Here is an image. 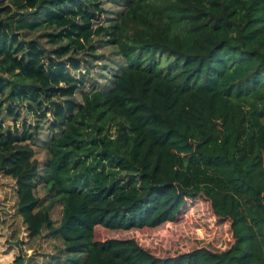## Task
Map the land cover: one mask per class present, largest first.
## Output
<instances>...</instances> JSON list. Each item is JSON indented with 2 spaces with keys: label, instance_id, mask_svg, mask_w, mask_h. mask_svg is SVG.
Masks as SVG:
<instances>
[{
  "label": "trees",
  "instance_id": "trees-1",
  "mask_svg": "<svg viewBox=\"0 0 264 264\" xmlns=\"http://www.w3.org/2000/svg\"><path fill=\"white\" fill-rule=\"evenodd\" d=\"M109 1L125 10L98 26L102 0H0V119L31 101L55 133L41 166L34 134L0 125V176L29 240L62 241L53 264H264V0ZM42 25L57 30L48 52L22 39ZM108 46L118 68L79 101L92 65L67 55ZM198 200L229 225L227 249L161 258L96 238L176 221Z\"/></svg>",
  "mask_w": 264,
  "mask_h": 264
},
{
  "label": "rangeland",
  "instance_id": "rangeland-1",
  "mask_svg": "<svg viewBox=\"0 0 264 264\" xmlns=\"http://www.w3.org/2000/svg\"><path fill=\"white\" fill-rule=\"evenodd\" d=\"M104 12L101 19H97L98 26L106 24L109 19L116 18V13L124 11L126 4L114 5L109 0H102ZM53 27L42 25L37 29L22 31V39L26 41H37L41 44L42 49L46 52L57 46L50 42L49 34L56 33ZM96 45L95 47H97ZM96 56L102 55L103 58L94 59L89 57L84 51L76 53L74 49L67 55L68 57L77 58L81 63L88 60L92 67L88 78L90 81L81 89L77 98L82 100L83 92L91 90L93 82L104 85L106 77H111L118 68L119 60L112 52V47L108 46L99 49ZM68 57L62 59L68 67L73 61ZM72 70V69H70ZM78 77V73L73 72ZM110 85V79L108 83ZM12 115L3 113L0 119V125L3 131L12 132L13 134H23L28 131L34 134V145L36 159L43 166L47 160V146L55 137V133L50 129V116L39 117L41 111L38 110L37 104L31 101L21 103V107H15ZM37 196L43 200L45 206L50 204L51 198L48 192L39 186ZM16 195L15 181L11 178L0 176V264H53L51 259L59 256L58 250L54 247H62V241L54 240L44 236L41 239L30 241L23 220L16 215ZM190 210L176 221L167 222L154 229L131 230V231H111L103 228L97 229V240L107 239H136L144 247L153 250L161 258L178 255L189 252L195 248L206 247L214 251L227 249L230 242L229 225L216 229L213 226L214 216L210 204L202 200L190 203ZM52 219L59 225L63 215V206L57 203L51 211Z\"/></svg>",
  "mask_w": 264,
  "mask_h": 264
},
{
  "label": "built area",
  "instance_id": "built-area-1",
  "mask_svg": "<svg viewBox=\"0 0 264 264\" xmlns=\"http://www.w3.org/2000/svg\"><path fill=\"white\" fill-rule=\"evenodd\" d=\"M216 229H218V228H216ZM218 230H219V229H218ZM139 243H140V245H142V246H146V245L142 244L140 241H139Z\"/></svg>",
  "mask_w": 264,
  "mask_h": 264
}]
</instances>
